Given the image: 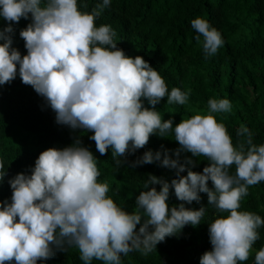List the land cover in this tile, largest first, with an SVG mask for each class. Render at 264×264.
<instances>
[{"label":"clouds","instance_id":"1","mask_svg":"<svg viewBox=\"0 0 264 264\" xmlns=\"http://www.w3.org/2000/svg\"><path fill=\"white\" fill-rule=\"evenodd\" d=\"M110 4L102 0L87 12L80 10L87 4L78 0H0V19L8 22L0 29V85L19 75L44 98L57 124L93 133L89 139L96 151L103 156L110 149L116 166L126 164L127 155L144 148L151 136L173 135L179 148L145 151L132 166L159 162L177 178L169 182L149 174L135 210L128 212L107 195L108 183L98 180V158L79 138L62 149L48 148L30 175L19 173L8 181L10 201L0 202V264H37L73 247L83 264L93 259L122 264L121 255L133 251L148 255L185 226L201 224L206 207H186L199 203L201 193L207 194L208 206L226 215L207 223L212 247L199 264H242L264 226L260 215L239 210L249 187L264 182V144H255L244 124L236 130L239 144H233L214 115L231 111L227 98H210L207 114L175 126L174 118L165 120L156 105L165 97L170 105H185L190 90L169 91L149 62L118 48L110 25L96 26ZM22 18L31 21L19 32L27 50L23 56L12 46L13 24ZM191 27L204 58L215 56L224 44L220 31L202 17L191 20ZM182 152L206 157L208 166L193 171L196 162L190 157L181 162ZM6 175L0 163V182ZM173 194L181 203L169 206ZM254 264H264V246Z\"/></svg>","mask_w":264,"mask_h":264},{"label":"trees","instance_id":"2","mask_svg":"<svg viewBox=\"0 0 264 264\" xmlns=\"http://www.w3.org/2000/svg\"><path fill=\"white\" fill-rule=\"evenodd\" d=\"M80 3L87 4V8H80L81 11L91 12L102 0H78V5ZM197 17L207 19L224 40L217 54L207 59L202 46L194 39L197 33L191 27V20ZM30 22V19L22 18L13 24L12 46L22 56L27 50L19 32ZM7 23L0 19V29ZM95 24L97 27L110 25L116 33L114 40L118 48L127 56L139 55L149 62L165 80L169 91L173 87L190 90L185 105H170L167 97L156 105L165 120L174 118L175 126L183 118L207 114L210 98H227L232 105L231 111L214 115L227 128L233 144L238 145L241 140L236 135L241 124L252 132L255 144H264V0H111ZM145 106H149L146 101ZM92 134L57 124L55 113L44 98L32 86L22 83L19 75L10 83L0 85V163L7 171L0 182V202L10 201L12 190L8 181L19 173L30 175L41 152L70 146L77 138L98 158V180L108 183L107 195L128 212L135 210V198L144 190L143 184L149 174L169 182L177 178L174 169L162 167L159 162L132 166L145 151H162L161 146L168 150L179 148L173 135L166 138L151 136L144 148L127 155L126 164L116 166L110 149L103 156L96 151L95 141L89 139ZM185 157L196 162L193 168L196 172L202 173L209 163L204 156L193 157L186 152L181 153V162ZM234 172L233 166L230 173ZM200 196L199 203L186 205L195 209L206 207L199 226H185L181 233L166 238L148 255L136 251L127 256L122 254V264H199L200 256L212 247L207 223L218 215H226L208 206L207 194ZM168 203L173 206L181 201L173 194ZM239 210L264 218V182L249 187ZM258 232L260 238L253 245L249 259L242 264H254L256 251L264 246V226ZM37 264L83 262L73 247L69 251H57L54 257ZM92 264L103 262L93 259Z\"/></svg>","mask_w":264,"mask_h":264}]
</instances>
